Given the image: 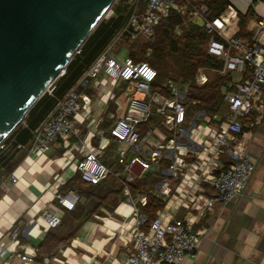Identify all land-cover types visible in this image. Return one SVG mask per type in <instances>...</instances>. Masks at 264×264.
<instances>
[{
  "label": "built area",
  "instance_id": "2783aa9c",
  "mask_svg": "<svg viewBox=\"0 0 264 264\" xmlns=\"http://www.w3.org/2000/svg\"><path fill=\"white\" fill-rule=\"evenodd\" d=\"M196 1L146 0L141 12L138 0H134L122 28L33 130L30 147L17 146L26 148L28 155L47 156L59 163L55 171H48L45 186L48 203L57 214L46 204L39 206L37 213L41 215L29 221L30 236L40 229L57 227L65 211L85 201L75 189H62L75 174L93 184L112 175L123 185V200L114 210L102 207V213L93 217L104 225L113 222L115 226L108 227L111 234L122 236L125 245L132 244L121 264H183L196 254L200 239L207 234L201 221L215 205L243 195L256 167L248 149L249 138L264 117V1L228 0V7L211 19L205 0ZM172 12L179 15L182 24L198 23L209 35L207 53L221 66L198 67L194 82L201 86L211 76L226 78L222 91L226 112L197 107V101L190 97V80L167 77L156 84L157 70L129 55L135 40H153L155 27ZM249 13L245 31L250 34L242 36L241 16ZM174 31L181 33L179 24L174 25ZM123 85L124 92L130 90L121 95L126 105L117 94ZM251 114L254 119H250ZM106 120L110 123L103 128ZM107 149L115 151L118 167L104 163ZM52 150L58 154L49 157ZM63 158L67 162L62 165ZM147 172L157 173L159 179L133 193L127 183ZM7 180L16 183L18 178L13 171L0 175L1 191H9ZM151 194L164 204L149 221L142 208ZM21 233L14 220L7 233L11 245L3 249V254L10 252L9 260L61 262L55 254L38 262V248H26ZM91 264L104 263L93 260Z\"/></svg>",
  "mask_w": 264,
  "mask_h": 264
},
{
  "label": "trees",
  "instance_id": "16d2710c",
  "mask_svg": "<svg viewBox=\"0 0 264 264\" xmlns=\"http://www.w3.org/2000/svg\"><path fill=\"white\" fill-rule=\"evenodd\" d=\"M192 1L195 4L198 3L196 0ZM205 2L208 6L207 17L210 19L223 12L229 4L228 0H205ZM146 5V0H138L139 11H144ZM130 12L131 7L126 14L117 10L116 15L101 20L80 47L79 52L66 66L64 73L54 82L52 94L45 92L29 110L24 118L25 122H21L8 136L4 142V148L0 149V175L8 176L24 158L25 152L27 153L26 148L30 147L32 143L33 130L54 110L57 102L65 97L77 79L91 67L99 54L104 51L115 34L125 24ZM250 18V13L241 16L240 35L250 34L245 31ZM175 24L180 25V34L174 31ZM208 40L209 35L200 24L193 22L182 24L179 15L172 12L168 18L161 20L155 27L154 39L139 38L135 40L137 44L136 46L133 45L135 42L132 44L133 49L129 51V55L137 61L148 62L157 70L156 84H162L172 74L187 77L190 79V97L197 101V107L223 113L226 112V102L221 88L226 78L211 76L210 80L201 86L194 82V75L198 67L221 66L220 61L207 53ZM148 49L151 50V54L146 56ZM109 123L110 121L106 120L102 127H106L105 125ZM18 145L26 148L20 149L17 147ZM103 161L112 167L105 158ZM158 179L157 173L147 172L141 178L127 184L132 192L136 193L142 186L148 187ZM108 183L113 186L108 187ZM122 187L121 181L114 179L112 175L96 184L85 182L79 173L70 178L62 189H75L85 199V202H79L75 209L65 211L63 214L65 217H62L61 223L47 231L44 240L38 246L36 260L39 262L44 255L53 254L60 245H70L85 222L96 221L93 214L102 213L100 210L102 206L113 210V206L123 198L121 196ZM163 204L164 201L156 195H149L147 205L142 208L149 221L155 218L156 211Z\"/></svg>",
  "mask_w": 264,
  "mask_h": 264
},
{
  "label": "crops",
  "instance_id": "0c3cea01",
  "mask_svg": "<svg viewBox=\"0 0 264 264\" xmlns=\"http://www.w3.org/2000/svg\"><path fill=\"white\" fill-rule=\"evenodd\" d=\"M252 130L248 149L256 167L243 195L227 204L215 205L201 221L207 227V234L200 239L196 254L186 258L183 264H264V117ZM25 154L12 170L17 182L7 180L9 191L0 190V264H7V261L30 264L18 257L9 260L8 250L3 254V249L11 245L7 233L14 220L22 228L21 240L26 248H38L47 231L40 229L30 236L27 233L32 227L29 221L40 213L37 210L44 204L57 214L53 204L48 203L49 195L45 190L48 171L55 170V160ZM57 154L52 150L47 155ZM109 226L115 224L109 221L104 225L101 220L85 222L70 245H60L53 252L61 258V262L53 264H91L93 260L121 264L132 244L125 245L122 236L112 235Z\"/></svg>",
  "mask_w": 264,
  "mask_h": 264
},
{
  "label": "water",
  "instance_id": "95a60500",
  "mask_svg": "<svg viewBox=\"0 0 264 264\" xmlns=\"http://www.w3.org/2000/svg\"><path fill=\"white\" fill-rule=\"evenodd\" d=\"M116 0H0V144Z\"/></svg>",
  "mask_w": 264,
  "mask_h": 264
},
{
  "label": "rangeland",
  "instance_id": "374dc122",
  "mask_svg": "<svg viewBox=\"0 0 264 264\" xmlns=\"http://www.w3.org/2000/svg\"><path fill=\"white\" fill-rule=\"evenodd\" d=\"M134 0H116V2L111 6V8L109 9V11L105 14V16H104V18L103 19H108V18H110V17H112V16H114V15H116L117 14V10H120L121 12H123L124 14H126V13H128V11H129V8H130V6H131V3L133 2ZM264 1V0H263ZM142 41V40H141ZM136 44H137V42H135L133 45L134 46H136ZM132 45V46H133ZM115 48H119V46H116ZM151 54V50L150 49H148L147 50V52H146V56H149ZM168 77H172V78H177V79H179V80H183V81H188V80H190V79H188L187 77H185V76H181V75H178V74H172V76H168ZM125 88V85H123L122 86V88L121 89H118L117 90V94H118V97L120 98V100L121 101H123V97H121V95H123L124 93H126V94H129L130 93V90H126V92H124L123 91V89ZM223 88H224V84L222 85V88H221V91H223ZM123 104H125L126 105V101H123ZM52 112V111H51ZM250 119H252L253 118V115L251 114L250 116ZM25 120V119H24ZM22 121V123H24L25 121ZM108 121H110V120H108ZM107 124V123H106ZM106 127H107V125H105ZM106 127H103V128H106ZM116 148V145L113 147V149H115ZM106 152H107V155H106V157H105V159H106V161H108V164L110 165V166H112V167H118V164H117V157H116V155H115V151H112V150H110V149H107L106 150ZM62 156V155H61ZM107 186L108 187H112L113 185L112 184H110V183H108L107 184ZM122 196V195H121ZM157 196V195H156ZM158 197V196H157ZM158 198H160V197H158ZM161 199V198H160ZM123 200V198H121V199H119V201L117 202V204H119L120 203V201H122ZM85 202V201H84ZM83 203V202H82ZM117 204L116 205H114L113 206V210H114V208L117 206ZM103 207V206H102ZM101 207V208H102ZM101 208H100V210H101ZM110 210V209H109ZM110 211H112V210H110ZM41 215V212L36 216V218L37 217H39ZM179 216H181V213H180V215ZM65 217V216H64ZM58 254H60V253H58Z\"/></svg>",
  "mask_w": 264,
  "mask_h": 264
},
{
  "label": "bare ground",
  "instance_id": "6f19581e",
  "mask_svg": "<svg viewBox=\"0 0 264 264\" xmlns=\"http://www.w3.org/2000/svg\"><path fill=\"white\" fill-rule=\"evenodd\" d=\"M56 162V167H55V170L58 168V166H59V163H57V161H55ZM67 161H66V159L65 158H63L62 160H61V164L63 165L64 163H66ZM54 170V171H55Z\"/></svg>",
  "mask_w": 264,
  "mask_h": 264
}]
</instances>
